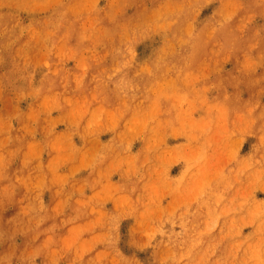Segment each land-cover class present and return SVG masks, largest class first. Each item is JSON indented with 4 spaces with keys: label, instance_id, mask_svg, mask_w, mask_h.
<instances>
[{
    "label": "rangeland",
    "instance_id": "rangeland-1",
    "mask_svg": "<svg viewBox=\"0 0 264 264\" xmlns=\"http://www.w3.org/2000/svg\"><path fill=\"white\" fill-rule=\"evenodd\" d=\"M0 264H264V0H0Z\"/></svg>",
    "mask_w": 264,
    "mask_h": 264
}]
</instances>
